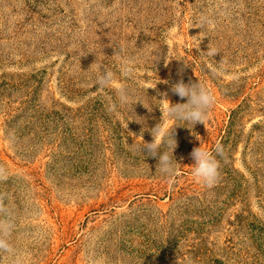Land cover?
<instances>
[{"label":"rangeland","instance_id":"374dc122","mask_svg":"<svg viewBox=\"0 0 264 264\" xmlns=\"http://www.w3.org/2000/svg\"><path fill=\"white\" fill-rule=\"evenodd\" d=\"M181 79L215 94L205 125L168 118ZM158 123L171 178L141 151ZM0 220V264H264V0H0Z\"/></svg>","mask_w":264,"mask_h":264},{"label":"clouds","instance_id":"9594fccd","mask_svg":"<svg viewBox=\"0 0 264 264\" xmlns=\"http://www.w3.org/2000/svg\"><path fill=\"white\" fill-rule=\"evenodd\" d=\"M206 53L208 56L213 57L218 51L209 47ZM224 63L222 59L219 63L220 67L218 69L212 68L211 71L222 74L224 72ZM121 70L125 77L131 76L133 74L131 62L127 59L123 60ZM113 80L112 71L104 68L97 73L94 85H98L101 89L106 88L112 85ZM171 91L181 99L186 98V102L172 104L168 99H163L167 102L166 111L168 118L177 121V126H180L179 122L193 126L197 123L205 125L209 111L216 104L215 94L202 83H185L182 79L172 85ZM117 95L121 105L131 102L125 87H119ZM163 95L166 96L167 94L164 93ZM137 102L139 101L135 103ZM151 135L153 137L152 142L143 141L141 151L143 153L146 152L150 157L156 158L158 160L156 171L171 178L176 174V166L179 164L174 156V150L177 147L175 127L170 128L166 123H158L152 128ZM222 151L223 149L220 145H216L211 151L201 145L192 150L190 154L194 161L192 174L197 183L208 188L217 184L220 179V162L216 157L222 154ZM10 229L11 225L6 220H0V234H6ZM0 251L10 255L13 254L12 246L2 235H0ZM11 264H21V262L19 259H11Z\"/></svg>","mask_w":264,"mask_h":264}]
</instances>
